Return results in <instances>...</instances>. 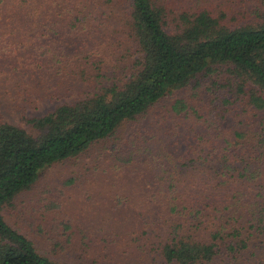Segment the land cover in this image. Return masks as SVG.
I'll return each instance as SVG.
<instances>
[{
    "label": "trees",
    "instance_id": "trees-1",
    "mask_svg": "<svg viewBox=\"0 0 264 264\" xmlns=\"http://www.w3.org/2000/svg\"><path fill=\"white\" fill-rule=\"evenodd\" d=\"M199 2L0 0L10 21L0 27V98L19 77L14 102L25 96L22 86L28 97L48 96L64 78L78 95L42 116L23 114L21 124L0 118V264H65L6 212L49 168L224 68L206 113L185 98L171 105L180 117L165 125L172 140L164 134L161 150L137 145L141 130L126 138L130 150L116 148L140 157L141 173L157 174L147 198L157 208L138 218L153 263L264 264V4L235 27L228 8ZM16 15L23 25L11 22Z\"/></svg>",
    "mask_w": 264,
    "mask_h": 264
},
{
    "label": "rangeland",
    "instance_id": "rangeland-1",
    "mask_svg": "<svg viewBox=\"0 0 264 264\" xmlns=\"http://www.w3.org/2000/svg\"><path fill=\"white\" fill-rule=\"evenodd\" d=\"M179 4L201 3L203 7L228 8L230 24L243 26L253 10L264 0H176ZM7 16L0 14V27H8ZM17 16V17H16ZM11 16V22L24 24V18ZM247 21V22H246ZM26 44V43H25ZM111 50V48H109ZM20 53V51L18 52ZM110 59L118 58L114 54ZM73 55V54H71ZM75 55V54H74ZM16 61V58H12ZM117 60V59H116ZM115 60V61H116ZM5 59H0V66ZM227 73L224 68L219 76H202L200 82H192L187 90L170 95L155 104L137 120L126 122L117 134L94 143L86 152L70 160L56 164L46 170L32 189L24 192L16 206L6 212L8 220L28 234L39 248L53 260L65 264H163L152 262L151 250L142 251L143 236L140 213L150 204L147 198L155 191L157 183L154 174L141 173L142 163L137 155H128L130 147L125 143L130 134L142 131L139 144L150 145L161 150V137L172 133L165 125L173 121L171 105L178 98H185L191 106L206 113L208 100L212 95L209 87L213 80L222 82ZM3 88L0 98V118H8L16 124L22 123V115L42 116L59 104L71 101L78 95L68 87L75 85L67 78L61 85L53 86L49 95L44 93L28 97L17 95L19 85L25 83L21 77L13 78ZM20 82L21 84H17ZM56 83V81H53ZM200 85V86H196ZM7 88V89H6ZM55 93V94H54ZM191 116H195L193 112ZM190 120L188 119V122ZM155 123V126H152ZM158 127V129H155ZM149 130L158 135V141H150ZM144 134V135H143ZM125 138V139H124ZM124 142L126 145H123ZM127 149L124 155L116 147ZM135 217V220L133 218ZM153 239L157 240L155 236ZM148 243V248L151 246Z\"/></svg>",
    "mask_w": 264,
    "mask_h": 264
}]
</instances>
